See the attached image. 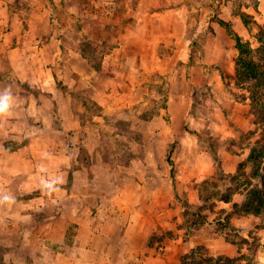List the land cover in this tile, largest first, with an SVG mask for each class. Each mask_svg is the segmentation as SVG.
<instances>
[{
	"label": "crops",
	"instance_id": "0c3cea01",
	"mask_svg": "<svg viewBox=\"0 0 264 264\" xmlns=\"http://www.w3.org/2000/svg\"><path fill=\"white\" fill-rule=\"evenodd\" d=\"M97 1L46 0L43 16L48 29L41 37V46L29 57L25 53L16 60L14 49L5 52L12 68L21 63L28 65L31 60L32 68L26 71L17 69L18 73L13 68L12 75L22 82L26 81L36 91L18 90L13 84L0 86V99L8 100L7 112L0 114V235L7 237L11 258L7 263L0 264H181V257L198 246L205 247L214 257L227 251L239 253L241 249L226 239L231 233L218 227L226 219L225 216L210 220L199 228H187L185 220L178 216V208L173 207L175 200L172 197L161 209L154 191L145 198L139 194L141 181L135 180L132 195H128L122 176H118L120 181L104 175L120 167L106 162L105 157L109 153L101 146L103 136L98 135L100 126L95 128L88 122L84 123L85 105L74 95L80 91L91 93L96 90V77L100 73L111 81L112 72L110 74L109 70L115 62L116 69L129 68L132 76L143 74L146 70L142 64L132 62L133 58L143 59L144 49L123 45L126 43H122L121 39L103 56L100 68L106 69L105 72H99L88 62L81 44L94 42L93 37L85 36L84 26H87V18L99 9ZM153 1L141 0L135 8L127 4L129 12L124 16L142 22L141 15L145 13L148 16L149 8L160 7L153 5ZM159 1L163 4L160 8H163L161 12L164 14L154 12L149 20L154 25L166 20L168 24L162 22L160 25L170 28L173 20L169 16L176 10L165 4H169V0H155V3ZM10 3L7 0L6 8ZM77 21L85 24L77 26ZM160 28H157L158 32ZM99 33L101 37H97L95 42L107 44L109 35L102 30ZM209 38L213 39V35ZM160 43L157 41L148 49L151 56L148 71L155 70ZM217 48L216 45V51ZM206 50H203L204 57L191 67L189 80L182 68L180 78L171 79V84H178L182 90L179 88L175 92L176 88L169 86L167 106L171 112L178 105L182 121L185 122L187 116L189 126H197V130L205 127L204 130L208 131L213 128L212 124L216 125L217 137L225 145L217 153L221 161L219 172L233 176L238 173L239 165L247 161L249 150L238 147L233 150L231 143L245 134H250L247 141H254V137H260L258 132L261 129L255 122L248 101L239 102L224 92H217L222 86L219 69L224 66V54H208ZM172 58L186 61L189 55L182 52ZM233 69L232 59L227 71L229 76L233 75ZM112 76L118 79L117 73ZM116 84L113 89L100 87L98 91L112 98L118 90L124 91L120 79ZM193 88L212 93V97L208 93L209 99L205 103L211 113L198 120L188 114ZM233 90L238 91L234 87ZM96 103L104 114L109 113L112 105L127 106L125 100L113 103L101 100ZM97 122L102 123L103 119L98 118ZM261 128L264 129V126ZM115 136L120 137L118 133ZM84 141L95 143V147L88 151L96 156V163L92 166L95 175L81 180L83 172L77 167L76 158L78 145ZM184 145V148L187 147L186 143ZM184 148L181 151L185 152ZM199 157L201 161L194 175L197 179L207 178L213 174V167L205 160L207 154H199ZM243 169L248 174V186L251 165L245 164ZM42 180L52 187L45 186ZM251 181L252 185L258 182ZM102 187L103 190L99 189ZM240 192H235L229 203H220L228 206L246 202L249 188L242 194ZM230 221L229 226L236 234L255 243L256 261L253 264H264V213L258 216L232 215ZM20 244L26 251L25 255L22 260L14 259L12 252H17L15 246Z\"/></svg>",
	"mask_w": 264,
	"mask_h": 264
},
{
	"label": "rangeland",
	"instance_id": "374dc122",
	"mask_svg": "<svg viewBox=\"0 0 264 264\" xmlns=\"http://www.w3.org/2000/svg\"><path fill=\"white\" fill-rule=\"evenodd\" d=\"M10 1L9 7L6 8L7 0H0L2 5L0 6V86L13 84L18 90L28 93L35 92L36 90L30 88L26 81L22 82L12 75L14 69L18 73L17 69L26 71L32 68L31 60H29L28 65L17 64L18 67L15 66L13 69L9 64L10 60L5 56V52L14 49V59H19L25 53L29 57V54L41 46L42 38L48 29L46 19L43 16V5L46 0ZM169 1V4H165L176 10L169 16V19L173 20L172 24H169L170 28L160 25L163 21L154 25L149 20L150 14L160 13L163 9L160 8L163 5L160 1L158 3H155V0L152 2L153 5L160 7L149 8L148 16L145 13L141 15L143 20L139 23L134 18H126L124 15L128 11L127 4L128 7L133 6L135 8L141 3V0L97 1L99 9L95 11L92 17L87 18V26H84L85 36L93 37L94 42L81 44L88 62L99 72H105L106 69L100 68L103 56L112 47H115L121 39L122 43H126L123 45H129L135 49L136 47L144 49L143 59L135 60L133 58L132 62L135 65L136 63L142 64L146 72L138 76L136 74L137 77L132 76L129 68L120 71L116 69L117 62H115L109 70L110 74L112 72L111 81L100 73V76L96 77V85L99 89L96 88L91 93L80 91L75 93L74 97L85 105L83 109L84 123L88 122L90 126H95V128L100 126L98 135L103 136L100 140L101 146L107 153L110 154L111 151V155L107 154L105 157L106 162L109 165L120 167V169H113L104 175H110L113 178L122 176L128 195H132L133 185L135 180H138L141 181L139 194L145 198L154 191L155 197L159 198V208L165 207L167 199L172 197L175 200L173 207L178 208V216L185 220L187 228H199L205 223H209L210 220L214 221L216 218L224 216L226 217L224 224L230 225L232 215H241L242 212L240 211L247 202L228 206L220 202L229 203L235 192L241 191L242 194L248 188L250 190L254 184L252 185L251 182V185L247 186L248 174L244 169L233 176L219 172L221 161L217 153L225 145L217 137L216 125L212 124L213 128L207 129L208 131L204 130L205 127L197 130L195 128L197 126H189L187 116L185 122L182 121L178 105L169 112L167 106L169 86L172 85L171 79L180 78L179 71L181 68L185 72L186 79H190L191 67L197 63V60L204 57L203 50L206 48L208 54L215 52V54L217 52L224 54L223 68L219 69L218 66H214L219 69L222 81V86L217 89V92H224L236 100L235 95L237 97L240 91L233 90L232 76H229L227 71L231 67V60L234 61L237 52L234 48V41L226 34L224 28L217 24V20L229 23L233 31L242 40L247 41L252 48H255L257 46V34L260 32L264 36V0ZM242 13L249 15L247 28L241 21L240 15ZM130 14L128 13V15ZM160 14L164 13L161 12ZM163 23L168 24V21L165 20ZM76 24L83 26L85 22L79 24L77 21ZM160 26L158 32L157 28ZM101 30L102 33L109 35L108 43L105 45L95 42L97 37L98 39L101 37L99 33ZM210 35H213V39L209 38ZM125 40L127 42H124ZM157 41H161L157 48L159 59L154 63L155 70L148 71L149 67L147 66L151 63L148 49ZM185 41L187 42L183 43ZM216 45L218 51L215 50ZM182 52L189 55L188 60L182 61L172 58V56H178ZM113 73L118 74V79L112 76ZM119 79L123 84L122 89L124 91L112 92V98L99 93L98 90L101 89H113L117 86L116 83ZM193 83L195 84V82ZM57 84L59 85L58 82ZM171 87L172 89L176 88L175 92H178L177 89L180 88L174 82ZM180 89L182 90V88ZM208 93L212 97L211 91H200L199 88H193L190 95L191 103L188 108L190 116L198 120L211 113L205 104L209 99ZM101 100L112 103L116 100H125L127 106L112 105L109 108V113L104 114L103 109L96 103ZM98 118H102L103 122H97ZM261 126L264 125H260L259 138L256 136L254 141H247L250 134L240 135L238 136L239 139L235 140L236 142H230L232 144L230 148L233 150H236L237 147L245 148V151L249 150L248 154L252 152L262 158L264 156V129ZM95 128L93 129L95 130ZM117 133L120 137L115 136ZM184 143L187 146L185 148ZM181 145H183L185 152L181 151L183 149ZM94 147L93 141H84L78 145L79 153L76 161L77 167L79 166L83 172L80 177L81 180L85 177L92 178L95 175L92 166L93 163H96V156L94 157L88 151ZM202 153L207 154L205 160L209 166L213 167V174L207 178L197 179L194 173L201 161L199 154ZM121 178L118 179L121 181ZM99 189L103 190L104 188ZM234 205L237 206L236 209L233 208ZM169 206L171 205L169 204ZM224 224L222 223V226ZM219 226L221 225L218 224ZM229 232L231 234L226 236V239L235 243L241 251L239 253L235 250L227 251L224 255L214 257L212 252L200 246L204 248L207 259L216 260V264L255 263V243L236 234L233 229ZM7 246V237L0 235V263H7L11 259ZM15 247L17 252L12 250V257L22 260L26 251L21 248V244ZM200 259L203 258L198 255L195 263H203ZM17 263L20 262L17 261Z\"/></svg>",
	"mask_w": 264,
	"mask_h": 264
},
{
	"label": "trees",
	"instance_id": "16d2710c",
	"mask_svg": "<svg viewBox=\"0 0 264 264\" xmlns=\"http://www.w3.org/2000/svg\"><path fill=\"white\" fill-rule=\"evenodd\" d=\"M243 25L248 27L247 14H241ZM217 24L224 28L226 34L234 41V48L237 55L234 59L233 87L240 91V94L235 99L239 102L248 101L250 110L252 111L255 122L258 125H264V36L259 32L256 36L257 46L252 48L247 41L242 40L231 28L230 24L222 20H217ZM264 156L259 158V155L250 153L247 161L239 165L240 173L245 164L251 165L249 174L251 180L258 181L251 187L247 194V204L240 211L242 214L260 215L264 211ZM233 208H237L236 205ZM225 223V219L221 221ZM223 230L230 231L232 228L229 225H223ZM202 256L200 259L203 263H195L196 257ZM204 256V257H203ZM213 262V263H210ZM216 260L207 259L204 248L198 246L192 249L188 254L181 257V264H216Z\"/></svg>",
	"mask_w": 264,
	"mask_h": 264
},
{
	"label": "clouds",
	"instance_id": "9594fccd",
	"mask_svg": "<svg viewBox=\"0 0 264 264\" xmlns=\"http://www.w3.org/2000/svg\"><path fill=\"white\" fill-rule=\"evenodd\" d=\"M8 110V100L7 99H0V114H4ZM42 183L45 184V186L51 188L52 185L48 183L47 181H43Z\"/></svg>",
	"mask_w": 264,
	"mask_h": 264
}]
</instances>
